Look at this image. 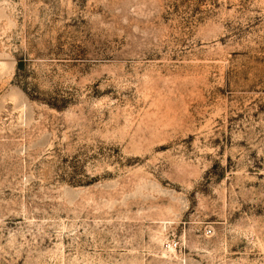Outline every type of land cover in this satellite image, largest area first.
Returning a JSON list of instances; mask_svg holds the SVG:
<instances>
[{
	"label": "rangeland",
	"instance_id": "1",
	"mask_svg": "<svg viewBox=\"0 0 264 264\" xmlns=\"http://www.w3.org/2000/svg\"><path fill=\"white\" fill-rule=\"evenodd\" d=\"M0 264H264V0H0Z\"/></svg>",
	"mask_w": 264,
	"mask_h": 264
}]
</instances>
